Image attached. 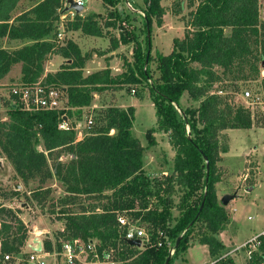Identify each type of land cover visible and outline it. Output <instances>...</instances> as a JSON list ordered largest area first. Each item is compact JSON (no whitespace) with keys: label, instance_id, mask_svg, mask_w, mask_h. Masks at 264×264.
<instances>
[{"label":"trees","instance_id":"trees-1","mask_svg":"<svg viewBox=\"0 0 264 264\" xmlns=\"http://www.w3.org/2000/svg\"><path fill=\"white\" fill-rule=\"evenodd\" d=\"M19 1L0 0V39L30 43L10 51L0 48V80L20 63L22 83L41 81L63 90L67 108L29 111L19 105L11 107L6 119L0 117V149L24 185L37 182L38 186L31 189V198L38 203L48 190L41 184L50 178H55L67 194L60 200L63 206L82 195L95 201L81 206L79 211L60 209L65 232L59 234L96 238L106 245L114 243L118 233L116 213L125 211L151 227L154 243L127 264H164L172 246L175 252L170 256L171 264L175 255L194 245L190 240L199 223L206 231L199 235L197 243L207 245L210 257L222 256L225 245L217 235L227 228L230 214L217 197V162L229 148L224 131L250 128L253 111L241 98L225 94L226 87L217 84L259 80L264 57L261 0H186L188 12L181 16L185 21L183 35L172 39L170 53H156L155 57L149 53L147 57L151 48L150 19L155 15L161 24L163 14L160 0H149L144 17L146 49L143 52L140 45L134 44V61L117 75H112L108 67L84 75L85 55L78 46L71 40L65 45L56 43L64 0H31L37 1L33 7L15 14ZM101 1L110 8L103 26L102 16L75 14L73 20L63 23L65 31L102 36V27L110 28L117 19H124L117 8L120 0ZM181 2L173 3V14H181ZM132 41H136L133 36L123 33L111 39L112 47ZM53 53L64 54L71 61L45 73L44 64ZM153 59L155 75L148 66ZM142 81H149L156 117V128L146 132L147 146L155 145L153 132L159 131L167 135L174 150L170 173L153 182L143 167L147 146L132 134L134 107H108L105 123L91 126L81 139H77L74 123L68 129L59 128L65 118L73 117L72 108L77 110L76 118L81 119L82 108L91 103L93 93ZM238 91L234 85V92ZM185 94L191 101L187 107L181 103ZM261 94L264 99V86ZM258 101V96L250 99L252 104ZM56 151L68 158L63 161L57 155L50 165L49 159ZM204 156L209 161L208 176ZM18 192L14 190L12 195L16 197ZM173 195H178L176 203ZM172 209L177 211L176 216ZM18 213V209L0 202V264H6L5 255L18 254L28 239ZM158 231H163L164 237H159ZM158 241H163L162 245H157ZM45 247H51L50 241H45ZM220 261L233 263L230 257ZM246 264L261 263L254 255Z\"/></svg>","mask_w":264,"mask_h":264},{"label":"rangeland","instance_id":"rangeland-1","mask_svg":"<svg viewBox=\"0 0 264 264\" xmlns=\"http://www.w3.org/2000/svg\"><path fill=\"white\" fill-rule=\"evenodd\" d=\"M65 1V0H64ZM180 0H160L159 4L162 7L163 14L161 16V24L157 22V17L154 15L150 19V54L152 57H155L156 53H164L168 54L171 51L172 47V39L174 37H181L185 31V21L181 18L182 15H186L188 9L186 8V0H182V10L180 15L173 14V3ZM29 0H24L22 4H20L17 12H22L26 8L30 6ZM150 5L149 0H120L117 8L123 14L124 19H117L115 21V25L106 29V27H102V32L106 37V40H109L110 46H112L111 39H118L123 33L125 36H133L136 41H132L127 43L122 52H119L115 55V63L113 67H116V64L119 66V70L111 69L113 73H121V71H125L128 65H131L134 61L133 50L134 44L140 45L143 52L146 49V28H145V20L144 17L146 15V10ZM261 10L262 15L264 17V0H261ZM110 8H106L101 0H85L84 10L81 12V16L84 17L89 13H95L97 15L102 16L100 21V25L103 24L107 20L108 11ZM87 13V14H85ZM19 14V13H18ZM185 17V16H184ZM74 17L71 15L63 16L64 22L73 20ZM70 35V34H68ZM68 35H64V38L59 39V45H65L66 42L63 39H69ZM66 37V38H65ZM99 39H96L98 41ZM18 44V42H10L5 39H0V48H4L6 50H11ZM87 42H84V47L87 49ZM131 46V48H130ZM107 48L106 47H98L96 50L97 54L103 53ZM90 53L92 50L89 48L86 50ZM89 53V54H90ZM85 57L87 53L85 52ZM91 53V58H92ZM101 55H97L98 61L92 63V67H98L103 65L102 59H112L114 55L107 57H100ZM50 61L45 63V71L49 69H57L60 67L62 63L67 61V58L64 54L60 55H52ZM112 61V60H111ZM69 62V61H68ZM113 62V61H112ZM89 63V62H88ZM91 63V61H90ZM149 69L151 74L155 75L157 73L155 71V61L151 60L149 63ZM20 63L14 64L11 67L9 73L4 77L5 80H0V87H4L5 89L9 88L13 83L19 81L18 72L20 71ZM91 67V71L92 68ZM85 75L91 73L83 70ZM218 87H226L225 94L228 96H233L232 98L238 97L246 103V105H250L253 111V125L250 127L258 128L264 127V99L262 98L261 89L264 86L263 80L261 78L255 81H228L222 82V84H217ZM234 85L239 87V91L234 92ZM127 89L123 91L124 98L121 99L122 102H126L127 105H133L136 108V115L133 122L132 134L135 138L139 140L142 145L148 144L146 132L148 129H154L156 125V117H155V109L151 98V93L149 89V81H142L140 84H134L126 86ZM217 87V86H215ZM245 89L250 90L251 96H258L261 101L256 102V104H252L250 102L251 96L249 98L243 97V91ZM111 92V91H109ZM115 93H96L93 94L91 105H97L96 108H82V115L80 119L82 134H87V120L89 118L92 119L91 126L103 125L105 122L103 120L105 111L111 105L118 104L116 100ZM67 97L65 92L62 90L61 95V106L63 108H67ZM181 103L183 106L187 107L188 104L191 103L187 94L183 95L181 98ZM18 104H20L18 102ZM197 104V103H196ZM76 111V110H75ZM179 112V110H178ZM76 114V112H74ZM7 117V115H5ZM188 130V126L186 127ZM113 133V130L111 131ZM230 145L231 151L225 157L224 165H227L231 168L234 175H241L244 172L245 168L247 169V182L244 183H254L258 182L259 179L261 181L264 180V130H232L230 134ZM228 137V136H227ZM228 142V141H227ZM257 146V151L253 152L251 149ZM41 148V146L39 147ZM148 151H146V173L150 177V181L153 182L155 179L161 175H165L170 173L172 169V162L174 157V150L171 146L166 143L164 140V136H158V142L153 146H147ZM250 152L249 157H247L248 161L245 159L246 155ZM59 156L60 160H66L68 158L67 155L60 152H53L51 158L49 159V164L53 165L54 158ZM224 155V153L222 154ZM221 155V156H222ZM223 157V156H222ZM222 157L217 162V172L220 174V180L218 182H223V185H232L230 182V175L225 171V167L222 164ZM258 162V163H257ZM165 173H162V172ZM232 175V174H231ZM230 179V180H229ZM251 179V180H249ZM249 180V182H248ZM218 182L215 184L218 185ZM264 183V182H263ZM20 185L19 188L16 186ZM45 189H48L45 192V195L41 199V203H38L35 199L31 198V189L37 187V182L32 181L30 185H24L23 180H21L15 173L12 165L5 157L4 153L0 149V202L5 203L7 206H12L19 210L18 216L25 224L27 229L28 239L27 241L35 237L34 232L39 234V231H44L43 234H39L42 239H46L45 237L53 235L55 239L59 236V228H64L63 220L60 219L61 214H59L60 209H69L73 211H79L81 206L89 205L91 203H95L91 199H88L87 196H77L75 201L72 203L62 205L61 199H65L67 195L64 191L63 186L55 179L50 178L45 183L41 184ZM221 185V184H219ZM14 190H19V195L14 197L12 192ZM233 193L234 191L228 190H218L216 188V193L218 199L223 195L222 192ZM248 195H245L243 189L239 191V197L232 199V202L229 205V209H231V213L235 219L229 226L228 230L225 234L222 235V239L227 242L228 247L234 250L237 249L243 243L249 235H253L258 232L262 227H264V185H258L253 191L247 192ZM13 196V197H11ZM243 196V197H240ZM172 199L174 203L178 201V195H173ZM69 202V201H68ZM257 203V205H256ZM235 209V211H234ZM229 212V210H227ZM172 213L174 216L177 215V211L172 209ZM47 231V232H46ZM205 230L204 224L199 223L195 228V231L192 234V238L190 241L195 242L193 246L190 247L189 251L183 255V252L178 253L172 258L171 264H205L211 261V257L209 256L206 248H204L200 243L197 244V239L200 234H202ZM46 232V234H44ZM232 238V240H230ZM33 239V238H32ZM230 240V241H229ZM227 252H222L225 255ZM27 257V249L23 246L21 251L11 256L9 259L3 260L6 264H19V258L21 259L20 264H25V259ZM233 260V258H232ZM234 262V260H233ZM236 264H246L245 254L243 251L238 250V254L235 257ZM216 264H223L222 261L217 262Z\"/></svg>","mask_w":264,"mask_h":264},{"label":"built area","instance_id":"built-area-1","mask_svg":"<svg viewBox=\"0 0 264 264\" xmlns=\"http://www.w3.org/2000/svg\"><path fill=\"white\" fill-rule=\"evenodd\" d=\"M78 5L84 6L83 0H75ZM65 6V3H64ZM74 10L62 12L60 20L63 16L71 15L74 17ZM63 21V20H61ZM58 38L62 39V31L58 33ZM62 90L54 86L43 84L41 81L27 84L20 80L13 83L9 88L0 87V117L1 120L6 119L7 111L16 105L29 111L38 110H55L62 109L61 106ZM250 90L243 91V97L249 98ZM252 97V96H251ZM18 102L20 104H18ZM253 103V102H252ZM92 119L87 120V127L90 128ZM79 123L73 125L75 130L78 129ZM71 125L66 121L59 124V128L68 129ZM118 225L117 237L114 243L104 244L96 238L67 237L66 235H58L55 239L53 235L42 239L39 234L33 233L41 242V249L35 248L36 243L33 242L34 237L26 241L24 247L27 249V257L25 264H127L139 252L147 247L154 245L152 241L151 227L138 219L129 216L125 211L116 213ZM61 234L65 232L64 228H59ZM47 232V231H46ZM46 232L44 234H46ZM159 237H164L163 231L157 232ZM139 239L140 245L130 244V240ZM50 241L51 247H45V241ZM163 241H158L157 245H162ZM264 228L248 237L237 249L228 251L225 255L215 257L206 264H216L221 259L230 257L235 251L241 250L245 254V260L251 259L254 255L264 264ZM129 250H134L131 254ZM169 255L175 252L174 247L169 246ZM7 260L10 255H5ZM19 264L21 259L19 258Z\"/></svg>","mask_w":264,"mask_h":264},{"label":"crops","instance_id":"crops-1","mask_svg":"<svg viewBox=\"0 0 264 264\" xmlns=\"http://www.w3.org/2000/svg\"><path fill=\"white\" fill-rule=\"evenodd\" d=\"M23 1L24 0H20L19 1V3H18V6H17V8H16V10H15V14H18V13H20V12H17V10H18V8H19V6H20V4H22L23 3ZM66 1V0H65ZM84 1V3H85V0H83ZM29 2L31 3L30 4V6L28 7V8H26L24 11H26V10H28V9H30L31 7H33L35 4H36V2L37 1H31V0H29ZM83 10H84V6H83ZM82 10V11H83ZM23 12V11H22ZM85 14H87V13H85ZM99 16H100V13H99ZM261 16L263 17V15H262V10H261ZM263 19H264V17H263ZM63 23H64V21H61L60 20V23L58 24V32H61L62 31V38H64V35H68V34H70V35H68L69 37V39L68 40H71L74 44H76L77 46H78V48L80 49V52H81V54L84 56V54H85V52L87 53V56L85 57V61H84V64H83V69H82V71L83 70H85L86 72H91V73H93V72H96V71H98V70H101V69H104V68H106V67H108L109 69H110V71H111V69H115V70H119V66L116 64V67H113V64L111 65V63H115V55L117 54V53H119V52H122L123 51V49L122 48H124L125 46H126V44H122V43H118V45L116 46V47H112V46H110V44H109V40L107 39L106 40V37L104 36V34L102 35V36H93V35H88V34H85V33H83L82 31H80V30H68V31H65V29H64V26H63ZM66 23V22H65ZM106 29H108V28H106ZM66 38V37H65ZM3 39H5V40H7V41H10V42H18V44H16V46L14 47V48H12L11 50H13V49H15V48H19V47H21L22 45H24V44H27V43H30V41L29 40H20V39H14V40H11V39H7V38H3ZM57 41H56V43L58 44L59 43V38H58V36H57ZM96 39H99L98 41H96ZM63 40H65V42L66 41H68L67 39H63ZM84 42H87L88 43V45H87V49L89 48L90 50H92V58H91V53L89 52V51H86L87 49H86V47H84L83 45H84ZM172 42V41H171ZM172 45V44H171ZM100 46H102L103 48L104 47H106L107 49L105 50V51H103V53H99V54H97L96 53V50H94V49H98V47H100ZM130 48H131V46H130ZM172 48V47H171ZM90 53V54H89ZM170 53V52H169ZM57 53H53V54H51L50 55V57L52 56V55H56ZM164 54V53H163ZM57 55H60V54H57ZM97 55H101L100 57H107V56H111V55H114L113 57L114 58H112V59H109V60H107V59H102L104 62H103V65H101V66H98V67H92L93 65H92V63L94 64V62H100V61H98V58H97ZM49 57V58H50ZM113 62H112V61ZM47 61H50V59H48ZM46 61V62H47ZM70 62L71 60L70 59H67V61H65V63L66 62ZM90 61H91V63H90ZM45 62V63H46ZM68 62V63H69ZM89 62V63H88ZM63 64V63H62ZM61 64V65H62ZM60 65V66H61ZM44 66H45V64H44ZM261 66V65H260ZM91 67L93 68L92 69V71H91ZM60 67H58L57 69H49V70H47V71H45V73L46 72H54V71H56V70H58ZM122 72V71H121ZM18 74H19V77H18V79L20 80V76H21V73H20V71L18 72ZM84 74V73H83ZM90 74V73H89ZM111 74L112 75H117V74H120V73H113L112 71H111ZM85 75V74H84ZM88 75V74H87ZM6 77V76H5ZM260 78H261V80H263V83H264V67H261V70H260ZM259 78V79H260ZM2 81L3 80H5L4 78H2L1 79ZM126 86H128V85H126ZM125 89H127V87H125V86H122V88H108V89H106V90H103V91H100V92H96V93H101V94H105V93H115V95H116V100L118 101V104H116V105H111V106H115V107H119V108H127L128 106H132V107H134V115H136V108H135V106H134V104L133 105H127L126 104V102H122V100L121 99H123L124 97V94H123V91L125 90ZM109 91H111V92H109ZM96 93H93V94H96ZM89 107H91L92 109L93 108H96L97 107V105L95 104V105H91V103L88 105V106H85V108H89ZM84 108V107H83ZM76 109L75 108H72V110H71V113H72V115H73V117L71 118V119H69V120H67V118H65L66 120H67V122L69 123V124H73V125H77V123H79L80 124V119H77L76 118V114H74V112H76L75 111ZM135 119V118H134ZM134 122V121H133ZM81 127V124L79 125V127H78V129L76 130L77 131V139H81V138H83V136H85V135H83L82 134V129L80 128ZM133 127V126H132ZM153 128V127H152ZM154 128H156V125L154 126ZM257 129H259V130H264V127H258V128H247V129H243V128H230V129H226L224 132L227 134V136H228V151L227 152H225L224 153V155H222L221 157H222V164L224 165V160H225V157L229 154V152L231 151V145H230V134H231V132H232V130H257ZM88 131V130H87ZM161 134H162V136H164V140H166V143L170 146V144H169V142H168V138H167V135L165 134V133H163V132H159V131H155V132H153V136L155 137V139H156V142H158V136H161ZM143 146H147V144H145V145H143ZM146 151H148V149L146 148L145 149V151H144V169L147 171V169H146ZM251 151H253V152H256L257 151V146H254L252 149H251ZM249 156H251L250 155V152H248V154L246 155V159H245V164H246V161H248V159H247V157H249ZM258 163V162H257ZM224 167L226 168L225 169V171L227 172V173H229V175H230V182L228 181V183H231L232 185H223L224 183L223 182H218V185H216V188H217V192H218V190H229L230 189V191L232 190V191H236L237 192V195H238V197H239V191L241 190V189H243V191L245 192V195H248V193L247 192H251V191H253L258 185H264V180L263 181H261V179H259V181L258 182H254V183H252V184H250V183H244V181L246 180V182H247V169L245 168V170H244V172H242V174L241 175H234V173L232 172V170H231V168L230 167H228L227 165H224ZM162 173H165L164 171L162 172ZM232 174V175H231ZM249 180H251V179H249ZM249 180H248V182H249ZM219 184H221V185H219ZM250 187H252V190H248ZM222 194L224 195V194H226V192H222ZM240 197H243V196H240ZM220 200V199H219ZM232 202V200H230L229 201V203L227 204V205H225V207H226V209L227 210H229V214H230V223L228 224V226H227V228L224 230V231H222V232H220L218 235H217V238L220 240V241H222V243L225 245V249H224V253L225 252H228V251H231L232 249H230V247H228V245H227V242H225L223 239H222V235L223 234H225L226 233V231L228 230V228H229V226L231 225V223L233 222V220L235 219V216L233 217V215H232V213H231V209H229V205H230V203ZM256 205H257V203H256ZM264 208V207H263ZM234 211H235V209H234ZM264 227H262L261 229H263ZM260 229V230H261ZM259 230V231H260ZM251 235H249V237H250ZM248 238V237H247ZM246 238V239H247ZM230 240H232V238L230 239ZM229 240V241H230ZM198 244V243H197ZM204 248H206V251L208 252V247H207V245H205V244H201ZM191 247V246H190ZM190 247H188L187 249H186V251L185 252H183L184 254L183 255H185L188 251H189V249H190ZM209 254V253H208ZM238 254V251H235V252H233L232 254H231V256H230V258L232 259L233 258V260H234V262L232 263V264H236L235 263V257H236V255ZM210 256V255H209ZM211 259H213L212 257H211ZM232 260V261H233ZM208 263V262H207ZM206 264V263H205Z\"/></svg>","mask_w":264,"mask_h":264},{"label":"water","instance_id":"water-1","mask_svg":"<svg viewBox=\"0 0 264 264\" xmlns=\"http://www.w3.org/2000/svg\"><path fill=\"white\" fill-rule=\"evenodd\" d=\"M70 10H74L76 14H81V12L83 10V6L78 5L75 0H66L65 1V7H64L63 12L70 11ZM149 32L150 31H148V36H150V33ZM149 53H150V50L147 51V57H148V54ZM260 65H261V67H264V57L262 58ZM204 158L206 159L205 156H204ZM208 172H209V161L206 159V173H207V176H208ZM16 187L19 188L20 185H17ZM248 190H252V187H250ZM236 197H238L236 191L233 192V193H226V194H224V195H222L220 197V203L223 206H225V205H227L229 203L230 200H232V199H234ZM203 204H204V200H202V202L200 204L198 214L200 213V211H201V209L203 207ZM179 240H180V238L177 239L175 246L178 245ZM33 242L36 243L35 248L37 250H40L41 249V242H40V240L37 237H34L33 238ZM129 243L130 244H133V245L139 246L140 245V240L139 239L130 240ZM169 259H170V256H168L166 258L164 264H168L169 263Z\"/></svg>","mask_w":264,"mask_h":264}]
</instances>
